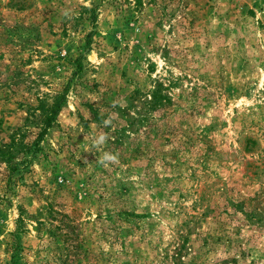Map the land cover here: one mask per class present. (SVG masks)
Instances as JSON below:
<instances>
[{"label": "rangeland", "instance_id": "374dc122", "mask_svg": "<svg viewBox=\"0 0 264 264\" xmlns=\"http://www.w3.org/2000/svg\"><path fill=\"white\" fill-rule=\"evenodd\" d=\"M0 264H264V0H0Z\"/></svg>", "mask_w": 264, "mask_h": 264}, {"label": "trees", "instance_id": "16d2710c", "mask_svg": "<svg viewBox=\"0 0 264 264\" xmlns=\"http://www.w3.org/2000/svg\"><path fill=\"white\" fill-rule=\"evenodd\" d=\"M88 36L86 37L85 44H88ZM158 86V84H157ZM158 93V88L156 87L155 89H152L149 91L148 97L149 100L147 102V105H149L150 108L154 107L158 100H159V95ZM64 99V94H60L56 96L53 100V103L49 107H38L39 109V114L37 118L35 119L37 123V127L39 129V132L36 134L35 139L32 141V146L34 147L38 141L41 140L43 135L45 134L46 130L49 128L50 124L53 122L54 118L56 117L57 113L59 112V108L61 103L63 102ZM149 108V109H150ZM7 165L10 167L11 162L7 161ZM23 222V218H19L16 221V231L17 233H20L21 231V224ZM15 247V246H14Z\"/></svg>", "mask_w": 264, "mask_h": 264}, {"label": "clouds", "instance_id": "9594fccd", "mask_svg": "<svg viewBox=\"0 0 264 264\" xmlns=\"http://www.w3.org/2000/svg\"><path fill=\"white\" fill-rule=\"evenodd\" d=\"M105 123L107 124L108 121H105ZM106 137L101 135L97 141V143H103L105 141ZM116 160V156L112 155L110 153H105L103 155V157L101 158V163H105V162H114Z\"/></svg>", "mask_w": 264, "mask_h": 264}]
</instances>
